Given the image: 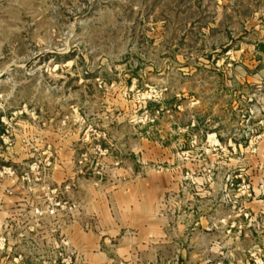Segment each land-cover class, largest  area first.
Masks as SVG:
<instances>
[{
  "label": "rangeland",
  "instance_id": "374dc122",
  "mask_svg": "<svg viewBox=\"0 0 264 264\" xmlns=\"http://www.w3.org/2000/svg\"><path fill=\"white\" fill-rule=\"evenodd\" d=\"M104 228L112 264H264V0H0V264Z\"/></svg>",
  "mask_w": 264,
  "mask_h": 264
},
{
  "label": "crops",
  "instance_id": "0c3cea01",
  "mask_svg": "<svg viewBox=\"0 0 264 264\" xmlns=\"http://www.w3.org/2000/svg\"><path fill=\"white\" fill-rule=\"evenodd\" d=\"M92 213H96L95 208H93ZM104 232H89L84 234L79 230L74 231V237L76 238H86L88 240L87 244H83L81 250L83 251L87 264H112L111 260V248L109 246L110 240L114 239L117 235L111 234L109 230L104 228ZM98 239V240H97ZM127 238H121L119 242V248L117 250L118 254L124 248L123 245L127 242ZM126 255V253H125Z\"/></svg>",
  "mask_w": 264,
  "mask_h": 264
}]
</instances>
